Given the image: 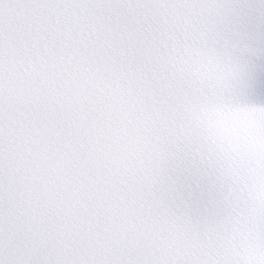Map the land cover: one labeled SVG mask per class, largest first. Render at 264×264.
I'll list each match as a JSON object with an SVG mask.
<instances>
[{
  "label": "snow or ice",
  "instance_id": "obj_1",
  "mask_svg": "<svg viewBox=\"0 0 264 264\" xmlns=\"http://www.w3.org/2000/svg\"><path fill=\"white\" fill-rule=\"evenodd\" d=\"M0 264H264V0H0Z\"/></svg>",
  "mask_w": 264,
  "mask_h": 264
}]
</instances>
